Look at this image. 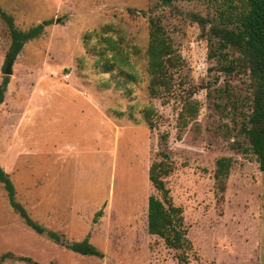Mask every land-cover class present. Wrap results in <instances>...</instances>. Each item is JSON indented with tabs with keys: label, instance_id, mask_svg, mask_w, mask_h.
<instances>
[{
	"label": "rangeland",
	"instance_id": "rangeland-1",
	"mask_svg": "<svg viewBox=\"0 0 264 264\" xmlns=\"http://www.w3.org/2000/svg\"><path fill=\"white\" fill-rule=\"evenodd\" d=\"M241 5L0 0L17 29L44 24L6 75L11 36L0 17V85L9 78L0 165L29 216L63 241L28 226L0 180V257L9 253L0 264H180L183 255L188 264H264V171L248 137L254 86L240 50L211 56L209 42L218 40L213 29L236 27ZM152 21L182 57L172 87L157 94L147 55ZM161 160L183 216L180 248L148 231L149 197L161 196L150 168ZM85 239L103 256L69 249Z\"/></svg>",
	"mask_w": 264,
	"mask_h": 264
},
{
	"label": "trees",
	"instance_id": "trees-1",
	"mask_svg": "<svg viewBox=\"0 0 264 264\" xmlns=\"http://www.w3.org/2000/svg\"><path fill=\"white\" fill-rule=\"evenodd\" d=\"M164 4H170L177 0H160ZM241 11L236 16V27H220L213 29L212 36L218 38L216 42L209 39L211 44V56L216 54L226 57L224 51L228 47L240 50L244 64L249 68L254 86L253 110L248 120V137L252 151L257 155L260 169L264 171V0H242ZM0 17L8 26L11 44L7 53L8 58L18 55L24 45L37 38L44 29V24H38L27 31H22L14 25L13 17L0 6ZM196 21L204 26L206 20L201 16L195 17ZM51 21H48L50 23ZM148 66L150 72V86L153 94H157L161 87L170 89L174 80L175 70L182 65V57L173 47L171 39L166 35L162 26L152 21L150 41L147 48ZM227 70L231 66L226 65ZM9 78L5 77L0 85V104L4 101ZM193 114L197 111V105L189 103L186 108ZM184 119V113L180 115ZM186 122V120H185ZM185 122L183 123L185 125ZM165 140V137H163ZM165 158H167L165 156ZM220 173L226 175L230 167L227 159L218 161ZM169 173L165 161L154 162L150 168V180L161 196L151 195L148 203V231L150 234L159 235L165 242L174 248H180L186 243V230L182 228L183 216L181 209L176 207L169 195L164 177ZM0 180L8 192V197L13 209L24 219L25 223L37 233L45 234L56 242H63L61 236L55 231L35 222L28 214L25 207L15 199V187L13 182L0 165ZM101 211L98 212V215ZM74 252L90 255L103 256V253L85 239L68 245ZM7 255H2L0 260ZM26 261L30 258L25 257ZM180 264H188L185 255L180 257ZM39 264V263H36Z\"/></svg>",
	"mask_w": 264,
	"mask_h": 264
},
{
	"label": "water",
	"instance_id": "water-1",
	"mask_svg": "<svg viewBox=\"0 0 264 264\" xmlns=\"http://www.w3.org/2000/svg\"><path fill=\"white\" fill-rule=\"evenodd\" d=\"M12 62H13V58H10L8 63H7L6 69H5L6 75L11 74L13 72V70L11 69Z\"/></svg>",
	"mask_w": 264,
	"mask_h": 264
}]
</instances>
